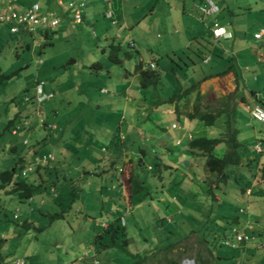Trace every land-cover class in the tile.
Listing matches in <instances>:
<instances>
[{"label": "rangeland", "instance_id": "1", "mask_svg": "<svg viewBox=\"0 0 264 264\" xmlns=\"http://www.w3.org/2000/svg\"><path fill=\"white\" fill-rule=\"evenodd\" d=\"M220 1V12L218 15L222 18L221 21L226 20L227 26H232L237 33V44L234 45V49L243 46L249 48L247 52H249V54L251 53V57H248L245 54L247 52H242L241 56H244V59L248 60V62H244V59L242 60L241 58L240 62H243H239L240 64L237 62L239 65L238 67L236 65L242 77L243 84L239 93L247 95L249 89L256 90L261 97L260 101H264V69L262 68L264 64L258 63L256 65V61H258L256 58L264 57V35L261 40H255L253 38L254 33L264 29V0ZM222 4L224 8H222ZM165 6L168 7V5ZM160 33L163 34L162 32ZM154 34L153 32V35ZM58 38L56 37V39H54V43L48 44L49 42L44 39V37L36 36L32 44L33 48L31 52H21L19 57H16L13 52V50H16L14 45L10 44L1 47L0 67L5 73H16L5 85L0 87V133L3 131L4 123L8 117L14 116L18 111L24 112L23 115L30 113V111L27 112L26 110V105H30V102L25 101V98H30L35 94L34 83L38 73H41L40 76L47 82L48 88L54 87L57 89V85H61L63 88L62 96L60 97L61 91L57 89L58 96L55 95L54 98L44 105L50 104L52 108L59 111L58 118H56L57 116L54 118L52 117L54 121H57V124L63 123L65 119L68 118L70 124L67 125L69 126L70 130H68L71 135L68 139L71 147L68 149L75 150L79 159L83 162L84 155L82 152L85 148H88V145H92L90 143L96 139L94 142L99 144L102 141V145L106 146L110 151L108 156L112 155L110 157H114L113 159L117 160L120 156L117 154L118 157L115 158L113 155L116 153L113 154L112 150L115 149L116 145H121V143H123L132 159L130 163L128 161L126 162V166L134 168L135 172L145 180L146 187L151 194H146L143 204L138 207V204H135L137 198L133 199L132 203L134 204L130 207L131 210L122 218L125 222L124 225L126 226L129 238V244L127 246L128 251L138 253L140 256H144V254L152 256L153 251L156 250L157 247L159 248L163 245L160 243L162 237L160 238L158 236V232H156L155 228L157 220L160 219L161 221H165V219L169 220V218L175 221L178 220V227L185 229L186 232L189 219L184 215L185 219H182V222H180V218H183V216L179 215L177 210L182 208L184 209L182 211L183 214H193L196 216L195 219L199 220H205L208 212L218 211L217 203L214 202L211 195L209 196V194H207L208 182H206V180L210 182L211 177L209 176L210 174L208 175L204 165L205 158L199 156L197 159H194L195 163L190 165L187 162L186 165L180 167L181 169H165L163 163L174 165L181 164V162L185 160V156L178 152H182L185 149H183V147H186V142H184L181 147H175V145L169 146L170 148L168 151H166L164 146H162L164 149L159 147V145L154 148L153 142L155 140L153 138L155 134L158 135V138H171V134H178L177 132H181L183 128L187 132L192 133L194 137H203L206 136V134L213 137L214 133H209L204 126H201V123L197 126L196 121L183 122V120H175V117L173 118L165 114L167 108L170 107V102H165L158 106L151 104L152 101H156L161 97L158 99L153 98L149 90H141L144 92L145 96H147L143 100V94L136 92L135 86L131 88V90L129 89L130 86H133V83L127 84L129 81L128 79L124 81L125 85L129 86L128 90L124 91L126 92L125 96H122L121 92H113L112 89H110V92L114 94H103L105 97L119 100L113 104L114 106H110L112 103L109 106L98 104L99 108L94 109V106L89 105V103H92V90H94L97 97L100 98L101 87L109 86H106V83L109 84L108 81L110 79H113L110 82V84L113 85L117 81L116 78L120 76L116 73H126L127 70H124V67H120L119 64L109 63L108 55L102 54L100 48L96 47L95 41H87V39L81 38H69L67 40L65 38ZM45 43L47 44L41 46L42 52L38 54L40 45ZM233 43L232 41L228 42V53H230ZM123 49L132 52L130 47ZM168 61V59L165 60L167 64L164 65V63H162L161 65L167 68L169 65ZM95 62H100L103 68L95 70L94 67L91 66ZM26 64L29 65L26 66ZM129 65H131V63L126 64V66ZM107 68L108 71H106ZM121 69L123 71H121ZM133 70L134 69H132V71ZM232 77V75H229L225 80L220 79L216 81L217 83L209 81L204 85L202 84L198 89V93L201 96L196 98V93H193L187 98V101L184 103L181 101L178 104V110L179 112H192L195 105H199L200 108L203 107L202 110H204L205 106H209L214 111L223 109V98H225L227 94H231V100H229L231 103L235 102L237 106L236 117L237 125L240 129V134L238 136L239 140L243 141L246 140V138H251L253 137L252 134L257 132L258 134H256V136L259 138L261 137L264 141V133L260 131V124L249 119L243 110V103L239 98V94L235 95L237 90L236 87L234 88L233 84L237 85V83L232 80ZM187 81L182 82L181 85H189L190 83ZM95 85L96 87L93 89ZM175 85L177 86V84ZM117 88L118 87H115V89ZM79 92L82 93L79 94ZM126 95H130L131 98L129 100L135 101L136 104L139 102L138 100H140L145 104L147 109L150 108L149 111L154 110V108L155 110L157 109V111H153L154 113L152 112L155 115H152L153 118H151L152 120H150V122L146 121L144 114L146 109H144L143 112V110H139L138 107H130V105L123 104V102L125 103ZM93 99H95V97H93ZM250 101L249 98L248 102ZM171 118H173V120H171ZM220 119H223V116H221ZM155 124L161 125L163 130H156V132H153ZM173 124L176 126L173 127ZM75 125V132H77V134L71 129ZM120 125L122 128H120ZM128 125L131 126L129 132L127 130ZM120 129L123 130V133H126V139L124 141L120 140L118 137ZM97 133L98 136L102 134L108 135H106V138L99 140V138L95 137ZM6 135L8 136L9 134ZM44 136L45 131H40L39 134L36 135V138L34 134H30L28 135V139L32 142L35 139H42ZM145 137H147V139H145ZM149 137L153 138L150 139ZM15 141L19 145L18 153L13 156L1 153L0 170L3 168L2 163L4 167L8 169L12 168L15 166V161L24 155L25 146L22 145V139L16 137ZM53 146H55V142L51 143L48 141L44 149L47 151L53 148ZM140 150H143L145 155L142 153L139 154ZM171 150L173 152H171ZM224 151V146L220 145L216 148L215 155L221 157ZM131 156H133V158ZM139 157L143 158L142 161L144 165L142 167L138 166ZM259 158L261 161H264V158L262 159L261 156H259ZM24 160H27V157H25ZM96 163H99V161H96ZM84 165L88 164L84 163ZM148 166L153 167V169L149 170ZM86 167L89 168L93 166ZM132 168L126 170L127 184L128 176ZM240 170L244 173V169L242 170V168H240ZM203 178L205 181H203ZM85 183L86 182L79 185L74 184V186L68 183L60 188V190L63 191L67 187L66 191H69L72 187L75 189L80 187L78 193L81 191V194L78 200L72 202L71 199L67 198L60 203H58L57 200L51 201L53 203L47 201L44 205H40L41 193H36L33 196L32 203L29 204V202H20L13 197L9 198L8 195L0 190V240H3L0 245V252L5 257V261L14 263L16 259H21L24 260V264H84V262L87 263V260L84 259V262H80L83 258L88 257L90 260V257H94L97 251L92 244L95 240V235L100 232V228L94 227L90 222L93 220L89 217L87 218L85 216L84 218V216H81L82 214L78 213L80 210L79 207L81 206V209L85 212L84 209L92 206L89 204V201L87 205L85 200H92L93 202L98 201V205L96 206L98 211H94L95 215L93 217L95 218V223L100 224V209L103 200H97L95 198L98 196L99 190L107 191V195H110L109 192H115H113L114 189L111 185L105 187L107 189L104 190V188H102V183H104V181H102V183L94 181L91 185L87 186ZM227 184V187L224 188L227 192H231L236 188L233 175H231ZM93 186L95 188H93ZM90 190L93 194L90 193ZM85 191L92 194L93 197L85 199ZM235 191L238 190L236 189ZM227 192L225 196L229 199ZM150 196H152L153 199L150 198ZM45 200H48V197L46 198L45 196L44 201ZM70 201L72 202L69 204L72 206L71 209L67 207ZM240 201V203H243V200ZM229 202H231V200L228 201L227 206L230 205ZM245 203H247L245 204V206H247L249 202ZM190 206L193 208L191 212L188 210ZM239 206L242 205L239 204ZM60 211L65 212V219L50 223L48 215ZM15 212L18 215L17 218L14 217ZM25 221H29V223L36 228L42 226V230L38 231L33 227L29 230L23 229L20 224ZM196 226L198 225L196 224ZM196 226H194V228H196ZM196 238L197 237L194 235L190 236L183 242L181 249L173 254L178 257L179 264H196L193 261V252L189 251L192 247L198 248L194 243ZM257 252L258 251L252 252V255H255L252 256V258H256ZM97 257V264H111V262L112 264H118L120 262L122 264H132L133 262L130 255L121 248L104 250L98 253ZM239 260L240 259H238V261ZM224 263L225 261H223V264ZM145 264H154V259L147 260Z\"/></svg>", "mask_w": 264, "mask_h": 264}, {"label": "crops", "instance_id": "2", "mask_svg": "<svg viewBox=\"0 0 264 264\" xmlns=\"http://www.w3.org/2000/svg\"><path fill=\"white\" fill-rule=\"evenodd\" d=\"M211 1L218 7V11L212 14L203 13L201 11V8L205 7L204 0H127L125 2H121L120 0H112L108 3H103L102 0H84L85 4L81 8L82 9V22L78 25L73 24L71 21L73 9H70L67 6L70 0H5L4 3H7L6 5L11 6L12 10L16 12H22L30 8L33 4H38L40 8L41 16L47 15L49 13H53L56 17H59L60 23L55 29L52 30V29H46L42 27V28H38L36 31L37 36H41L40 31L48 30V32H53L52 34L48 33V35H51V36L44 37V39H46L49 42L48 44L54 43V39H56V37L57 38L59 37L58 39L65 38L66 40L69 38L87 39V41H92V42L95 41L96 47L100 48V51L102 52V54L106 56L108 53L103 52V50L111 42L116 43V44L118 43L121 46V48L130 47L131 51L135 54V57H132L130 59H128L129 58L128 57L127 59H124L121 63L122 66H120V67H124V70L125 69L127 70L126 73L125 72L116 73L117 75H120V76L116 78L117 81L113 85L110 84V82L113 79L112 80L110 79L108 81L109 84L106 83V86L107 85L109 86L101 87L100 89L101 97L100 98H98L95 91L92 90V96L95 97V99H93L92 97L91 102L96 104L94 105V109H96V108H99L98 104L109 106L112 103V105L110 106H114L113 104L119 101L116 98H108V97L103 96V94H106V95L114 94L110 92V89H112L113 92L114 91L121 92V95L125 96L126 92L124 91H127L129 87L128 85L126 86L124 83L126 79L129 80L127 84L131 82L133 83V86L129 87L130 90L131 88L135 86L136 92H140L144 95V92L141 91L137 86V82H138L137 75H130L127 73V72H132V69H134L133 66H135V64L140 61H142L143 63V68H148V66L151 67L152 65H155L154 63L155 60H157L160 64L162 63H164V65L167 64L165 62V60L168 59L167 56H169L173 60H177L181 64L183 63V61L190 64L189 61L192 59L195 61V65L188 69L178 70V74L176 75L177 77L180 78L181 82H186L188 80L189 83H192L200 79L201 77L200 73H201V68H202L201 66L204 67L206 64L209 65L211 62V59L216 54L221 55V50H223V53L221 56L222 57L224 56L226 58L228 54L231 55L234 63L238 67L239 66L238 63L240 62L241 58L242 60L245 58L244 56H241V53L247 52L249 48L240 46L238 49H234L235 47L234 45L237 44L236 42L237 33L233 29L232 26H227L226 20L221 21L222 18H220L218 15L220 12L221 1L220 0H211ZM165 5H168V7H166ZM222 8H224L223 4H222ZM108 11L112 13V18L110 19L105 16V13ZM215 22L218 23L220 26L224 27L226 31L229 34H231L232 37L231 38L222 37V38L215 39L212 33V29H213ZM153 32L155 33L154 35H153ZM160 32H162L163 34H161ZM256 34H260L261 36L259 38H256L254 37ZM263 35H264V29H261L260 31H257L256 33H254L253 38L255 40H261ZM230 41L234 43H233L232 48L230 49V53H228L229 51L227 50V45H228V42ZM41 52L42 51H39L38 54H40ZM245 54L248 57H251V53L249 54V52H247ZM199 55H201L203 58L199 57ZM178 57H182L183 60L179 59ZM159 58H162V59L159 60ZM256 59L258 60L256 61V65L258 63L264 64V57H258ZM243 61L246 63L248 62V60H245V59ZM127 63H131V65H129L130 67L126 66ZM262 68L264 69V65L262 66ZM106 71H108V68ZM121 71L123 70L121 69ZM212 72H214V70ZM237 72L239 74V78H241L239 80L240 82L239 84L242 85V77L240 76V72L238 70ZM40 74L41 73H38L36 80H41L44 82V79L42 76H40ZM229 75H232L233 76L232 80L235 81L234 73H229L228 75H225L223 77H212L210 79H207L206 81L201 82L199 86H201L202 84L204 85L205 83L209 81L216 82L220 79L225 80V78H227V76ZM186 76L187 78L184 80ZM171 82L173 84V79H171ZM44 83H45V90L47 92L53 93L54 87L48 88L47 83L46 82ZM187 86H182V87H187ZM233 86L234 88L235 87L237 88L236 84L235 85L233 84ZM95 87L96 85L94 86L93 89H95ZM115 87H118V88L115 89ZM55 93H53L54 96L55 95L58 96V94L57 93L55 94ZM194 93H196V96H195L196 98H199L201 96L198 93V90ZM238 94L240 96L239 98L241 102L243 103V110L250 120L252 119L250 118L248 114L249 108H253L255 106H261L264 109V101H260L261 97L256 90L249 89V93L247 95H242L241 93H236L235 95H238ZM61 96H62V93H60V97ZM247 97L250 98L251 100L250 102H248L249 98ZM130 98H131L130 95H126L125 103L123 102V104L130 105V107H138V109L143 110V112H144V109H146V112L144 113L146 117V121L150 122V120H152L151 118H153L152 115H155L153 114L154 113L153 111H157V109L155 110L154 108V110L149 111L150 108L147 109L145 104L142 103L140 100H138L139 102L136 104L135 101H130L129 100ZM223 99H224L223 101L224 104H223V109L221 110H225L226 106L236 109L237 107L235 105L236 103L230 102L231 94H227L225 98ZM182 102L184 103V101ZM169 104H170V107L167 108V110L165 111V114H168L169 116L173 118L175 117V120H183V122L189 121L186 119L185 116H183L182 112H180L179 114L180 116L177 117V114L175 113V108H178L177 107L179 104L178 102H171ZM198 108L201 111L207 110L205 108L204 110H202L203 107L200 108V106H198ZM211 111H214V110L211 109ZM31 113L32 112L30 111L28 115H25V116L22 115L20 117V119L21 118L23 119L29 116L31 129L30 127H26L22 129L20 136L19 135L17 136L20 137L22 141L25 139L28 140V144L34 143L35 145L34 150L40 146L39 152L41 155L50 152V153H53V157H54L53 162H51L49 166L46 167L47 173L45 174L47 175L46 177L45 175H43V178L47 180L54 179L55 187L48 188V189H43V188L40 189L41 192H38V194L41 193L40 194V203H41L40 205L42 204L44 205V203H46L47 201L50 203H53L51 201H54V200H57V201L59 200V202H62L64 199H67L73 193H75V197H76L74 198V201L78 200L79 195L81 194V191L80 193H78V190H80V187H77L78 189H75L74 187H72L69 191H66L67 187L63 191L60 190L61 187H63L64 185H67L68 183L73 184L74 186V184L79 185V184H83L84 182H86L85 185L87 186V185H91L94 181L95 182L99 181L102 183V181H104L103 179L106 178V181L102 183V186L106 185V187H109L110 181H108L107 175L106 176L98 175L99 172H101V169H104L106 166L105 157H108V154H110L109 149L106 146L102 145L103 144L102 141L99 144H97L94 142V140L96 139H94L90 143L92 145H88V148L84 149V151L82 152V154L84 155V160L82 162L79 159L78 155L76 154L75 150L68 149L71 147L68 141V139L71 136L70 131H69L70 130L69 126L67 125V124H70L68 122V118H66L63 123L61 122L57 124V121H54V119L50 117V118H47V125H44L41 127L37 124L36 118H33L32 116H30ZM58 113L59 111H57V115H56L57 117L55 116L56 118H58ZM224 115L225 114L223 113L222 116L224 117ZM173 118H171V120H173ZM219 120L222 121V119L220 118ZM196 124L197 126L200 125L199 122H197ZM152 126L154 127L153 124ZM130 127L131 126L128 125V128H127L128 132L130 131ZM75 128H76V125L71 129H73L74 133L77 134V132H75ZM120 128H122L121 125H120ZM221 128L224 129L225 125L222 124ZM156 130L158 131L163 130V127L161 125L155 124V128H153V132L154 131L156 132ZM181 130H182L181 132H177L178 134H171V138L170 137L158 138L157 134H155L154 138L149 137L150 139L153 138L155 140V141L153 140L154 148L157 145H159V147L161 148L162 146H164V148H166V151H168L172 145L173 146L175 145V147L176 146L181 147L184 144V142H186L185 144L186 147H183V149L184 148L185 149L182 152L178 150L179 151L178 153L185 156V160H183L181 164L179 163L180 165L179 164L169 165L167 163L166 164L163 163V166H170L171 168L179 169L182 165H186L187 162L190 165H192V163H195L194 159L195 158L197 159V157H199L196 155H191L188 152L187 142L191 138H194V135L192 133L187 132L184 128ZM40 131L41 132L45 131L44 138L47 140V142L48 141L51 143L55 142V146H53V148L45 151L44 146L47 144V142L45 144H42L41 142L42 139H35L34 141L30 142V140L28 139V135L34 134L36 138V135L39 134ZM260 131L264 133V126H262V124H260ZM118 133H119L118 135L119 139L124 141L126 139V133H123V130L121 129L119 130ZM256 134L258 133L254 132L252 134L253 137H251L252 139L259 140L257 141L253 150L255 151L254 153L261 152L260 156L263 159L264 158V141L261 137L259 138L258 136H256ZM106 135L108 134H102L101 136H98V133H97L95 137L99 138V140H102L106 138ZM17 136L11 135V137L9 138L7 142L8 144L6 147L5 154L9 152L8 147L12 143H15L14 140L16 139ZM251 138L250 137L246 138V140H250ZM145 139H147V137H145ZM246 140H243L241 142H246ZM123 147L125 148V145L121 143V145H116L115 149L112 150L113 154L116 153L113 155L115 156V158L117 154L118 155L121 154L120 158L116 160V164L113 166V169L111 168V172H110L111 176H113V182L111 183V186L114 189L113 192L115 193L109 192V194L112 195L111 196V195H107V191H104V193H101V190H99L98 196L95 199L103 200L104 202L105 201L109 202L110 200H113L115 204L111 205L112 209L114 211L117 210L118 212H121V214L125 215L131 210L130 207L132 206V204H134L132 203V201L135 198L130 197L128 194L129 189L127 188L128 184H127V179H126V170L128 169L130 170L132 168V167L126 166L127 165L126 162L128 161L130 163L132 159L130 158V155L127 152V148L123 149V151L118 150V149H122ZM28 152L32 154V151H28ZM171 152L173 151L171 150ZM141 153L145 155L143 150H140L139 154ZM37 155H39V153ZM254 155L248 153L247 156L242 158L241 162L243 164L249 163V159H252V160L255 159ZM27 157L29 158V156ZM131 157L133 158V156ZM142 160L143 158L139 157L138 159L139 167H142L144 165ZM96 161H99V163H96ZM84 163L88 165H84ZM242 163L240 166H242ZM263 163L264 161H261L260 159V162H258L257 165L259 164L262 165ZM86 166H93V167L88 168ZM205 168L209 175V171L206 166ZM148 169L152 170L153 167L148 166ZM132 170H134V168H132ZM260 174L261 172L257 171V177L254 178V181L252 183V186H253L251 187L252 191L253 189H256V190L264 189V183L258 184V182L255 181L256 178L260 177ZM119 183L121 184V186L118 187L117 184ZM93 188L95 187L93 186ZM106 189L107 188H105V190ZM236 189L237 187L234 188L231 192H227V196L229 198L228 200H232V201L236 200L239 203L241 202L240 200H243V203H241L243 207L241 208L242 211L240 213L244 215L243 216V219H244L243 224L245 226L244 228L247 229L248 231H252L251 235L253 236L250 238L248 237L249 240H246V241L247 242L252 241L253 243L258 242V241L263 242L264 241V201H263L264 197L259 198L256 195H252L250 193L247 194L248 191L251 192L250 188L246 190L245 194H242L239 191H235ZM53 190L55 192L54 196L51 192ZM84 193L86 195L85 199L87 198L90 199L91 197H93L92 195L93 193L91 190H90V193L92 194L87 193V191H85ZM45 196L46 198L48 197V200L44 201ZM145 196H139L137 198V202L135 203V204H138L137 207L143 204ZM8 197L10 198V196ZM150 198L153 199L152 196H150ZM32 200L33 198L31 199V201L28 200L27 202L31 204ZM245 202H249L247 206H245V204H247ZM89 204H91L92 206L84 209L85 212H83L80 206L79 207L80 210L78 213L82 214L83 212V214L87 218L93 217L95 215L94 211H98L96 207L98 205V201L93 202L92 200H90ZM87 205H88V201H87ZM190 209L192 210L193 208H191L190 206L188 210ZM183 210L184 209L181 208L178 211H183ZM90 222L94 227H97V228H102L103 227L102 225H104L103 224L104 222H102V224L101 223L97 224L93 221H90ZM241 247L243 248V252H241V255L243 253L249 252V249L245 247L244 245H241ZM260 247L261 245H258L257 247L258 252L256 253V258L255 257L252 258V256H255V255H251L249 259H246L244 256V258H241V259L239 258L240 260L238 261L239 262L238 264H261V263L264 264V257H263L264 250L259 249ZM84 259L87 260V263L84 262ZM93 260H94V257H90V260L88 259V257H86V258H83L80 262H84V264H88V263L92 264Z\"/></svg>", "mask_w": 264, "mask_h": 264}, {"label": "trees", "instance_id": "3", "mask_svg": "<svg viewBox=\"0 0 264 264\" xmlns=\"http://www.w3.org/2000/svg\"><path fill=\"white\" fill-rule=\"evenodd\" d=\"M11 26L12 24L9 23L0 24V49L4 45L12 44L16 49L13 50L16 57H19L21 55V52H31L33 48L32 44L37 34L27 31L25 27H20L19 33L13 34L10 32ZM48 33L52 34L53 32H48V30L40 31V35L42 37L51 36L48 35ZM46 44L47 43L40 45V51L41 46H44ZM103 52L108 53L107 55L109 63L119 64V66H122L121 63L124 59H127L128 57V59L135 57V54L133 52L125 51L118 43L116 44L112 42L109 43L106 48H104ZM222 53L223 50H221V55ZM221 55L216 54L211 59L209 65L206 64V67L201 66L202 68L200 79L190 83L185 88L182 87V82L176 75L178 74V70H184L193 67L195 65V61L192 59L189 61L190 64L185 61H183V63L181 64L177 60H173L172 58L167 56L170 63L167 68H164V66H162L157 60L154 61L155 65H152V67L143 68V63L142 61H140L135 64L134 70L132 72L127 73L130 75H137V86L140 90H149V92L152 93L151 95L153 98L158 99L161 97L160 99L162 100L158 99L156 101H152L151 104L155 106L161 105L165 102H185L192 93L198 90L199 84L201 82H204L212 77H223L225 75H228L229 73H234L235 82L237 83V92L235 93H239L242 89L243 84H239V80L241 78H239L236 64L234 63L231 55L228 54L226 58L224 56L222 57ZM199 57L202 56L199 55ZM178 58L183 60L182 57ZM28 65L29 64H26V66ZM91 66L94 67L95 70H100L101 68H103V65L100 62H95ZM211 70H214V72H212ZM15 73L16 72L5 73L0 67V87L5 85V83L9 81ZM186 78L187 76L184 78V80ZM171 79H173V84L171 82ZM175 84H177V86ZM57 86V89H59L62 93L63 88L61 87V85ZM57 89L54 88L53 93H58ZM80 93L82 92H79V94ZM142 97L144 100L147 96H145L144 94ZM28 101L30 102V105L25 104L26 106H28L26 110L27 112H32L36 107L34 96H31ZM89 105L94 106L96 104L89 103ZM198 106L195 105L192 112H182L183 116H185L189 121L194 120L201 123V126H204L209 133L212 134L214 132V136L210 137L209 134H206V136L203 137L191 138L187 142V147L189 154L202 156L205 158V166L207 167L210 174L209 176L211 177L210 182L206 180V182H208L207 194H209V196L211 195L214 202L217 203L216 205L218 207V211L208 212L205 220H199L195 219L196 216L193 214L186 215L183 214L182 211L179 212L177 210L179 215L183 216V218H180V222H182V219H185L184 215L189 219V224L188 228H186V232L185 229L178 227V220L175 221L171 218H169V220L165 219V221H161L160 219L157 220L155 228L156 232H158V236L160 238L162 237L160 243H162L163 245L162 247H157L156 250L153 251L152 256H148L146 254H144V256H140V254L138 253H132L128 251L127 246L129 244V238L125 225L121 223V212L112 211L111 205L115 204V202L113 200H110L109 202L103 201L100 209V223H106L107 227L100 228L99 234L95 235L93 245L95 246L97 254L111 248H121L122 250L126 251V253L133 259L132 264H145L147 260L150 259H154V264H179L178 257L173 254L175 252H178L181 249V245L183 244V242L193 235L197 237L194 243L198 248L196 249V247H192L189 249V251L193 252V259L196 264H223V261H225L224 264H238L239 258L241 259L245 256L246 259H249V257L253 254V251H258V245H261L259 249L264 250V241L253 243L252 241L247 242L246 240H243L240 242L237 240L238 234H244V236L247 237V240H249L250 237H253L251 235L252 231H248L244 228V215L240 213L243 206H239V204H242L236 200H231L232 202H229L230 205L227 206L229 200L225 196L227 190L224 189L225 187H227L229 178L231 177V175H233L237 190L240 193L245 194L246 190L250 188V194L256 195L259 198L264 197V189H253L252 191L251 188L253 187L252 183L254 181V178L257 177V171H260L261 174L260 177L256 178L255 181H257L258 184L264 183V163L262 165H257L258 162H260L259 156L261 155V152L254 153L255 151L253 150L257 141L259 140L252 138L250 140H246V142H241L239 140L238 136L240 133V129L237 125L236 109L226 106L225 110L218 109L216 111H211L209 106H206L205 109L207 110L201 111ZM45 112L47 118H54L57 115V110L52 108L50 104H46ZM175 113L177 114V117L180 116L178 108H175ZM223 113L225 115L221 121L219 120V118ZM23 114L24 112L18 111L12 118L8 117L6 119L3 126V131L0 133V144L3 147V149L0 151V154H5L8 144L7 142L11 137V127H13L17 123V121ZM254 121L258 124L264 125V122L256 120ZM222 124L225 125L224 129L221 128ZM6 134L9 135L7 136ZM41 142L42 144H45L47 140L45 138H42ZM220 145L224 146L225 151L221 157H217L215 155V151L216 148ZM34 147V143L26 146L25 153L23 155L24 157L22 156L17 161H15L14 167L8 169L4 167L2 163L3 168L0 170V190H2L4 194L10 196V198L14 197L20 202H27L36 193L41 192V188L48 189L55 187L54 179L47 180L43 178V175H45V177L47 175L45 174L47 173L46 167H37L34 173H32L25 179L16 178L15 171L18 168H22L27 163H29L31 156H35L38 153L40 154V146L38 147L39 149L37 148L35 150ZM8 150L9 152H7V154L5 155L13 156L18 153L19 145L15 141V143H12L8 147ZM28 151H32V154ZM248 153L253 155L255 154V159H249V163L243 164L241 162L242 158L247 156ZM27 156H29V158ZM25 157H27L28 159L24 160ZM117 157L118 155H116V158ZM113 158L109 156L105 157L106 166L104 169H101V172H99L98 174L99 176L107 175V179L108 181H110V185L113 182V176H111L110 173L111 168L113 169V166L116 164V160ZM241 163L242 166H240ZM164 168L168 170L176 169L171 168L170 166H164ZM240 168H242V170L244 169V173L241 172ZM103 180L106 181V178H104ZM117 186L119 187L121 186V184L119 183L117 184ZM105 187L106 185L102 186L104 190ZM127 188L129 189V196L134 198L145 196L147 193H151L146 187L145 180L142 179L139 174H137V172H134V170H131L128 177ZM101 193H104V191L101 190ZM68 198L73 202L74 198H76L75 193L70 195ZM87 201L85 200V202ZM72 202H68L67 207L69 209H71L72 207L71 205H69ZM58 203H60L59 200ZM192 210L190 209L189 211L191 212ZM48 216L49 222L53 223L55 221L65 219V212H55ZM81 216H84L85 218V215L83 213ZM90 219L95 222L94 217H90ZM196 224L198 226H196ZM20 226L25 230H29L31 227L38 231L42 230V226H38L36 228L28 221L22 222ZM194 226H196V228H194ZM2 242L3 240H0V245ZM241 245L247 247L249 249V252L243 253L241 255V252H243V248L241 247ZM0 264L12 263H8L7 261H5V257L0 252ZM118 264L122 263L120 262Z\"/></svg>", "mask_w": 264, "mask_h": 264}, {"label": "built area", "instance_id": "4", "mask_svg": "<svg viewBox=\"0 0 264 264\" xmlns=\"http://www.w3.org/2000/svg\"><path fill=\"white\" fill-rule=\"evenodd\" d=\"M5 0H0V24L9 23L12 24L10 27L11 33H19L20 27H25L27 31L36 33L38 28H46V29H55L60 20L53 13H49L47 15L40 14V8L38 4H33L27 10L22 12H16L12 10L11 6L6 5L4 3ZM103 3H108L112 0H102ZM121 2H125L127 0H120ZM205 7L201 8L203 13L212 14L218 11V7L211 0H204ZM84 0H70L67 6L70 9H73V14L71 16V21L73 24H80L82 22V7L84 6ZM4 5V6H3ZM107 18H112V13L110 11L105 13ZM213 36L215 39L218 38H230L231 35L226 31V29L220 26L218 23H215L212 29ZM255 37H260V34L255 35ZM42 86L43 83L37 85V94L38 102H42L44 99L49 98L51 95L42 94ZM251 116L257 120L264 122V112L256 107L250 112ZM37 116L42 117L40 111H37ZM53 160V154L48 153L43 156H38L34 159V162L31 164L28 170H31L33 166L37 164H47L49 161ZM244 236L242 234L237 235V240L242 241ZM229 244V243H227Z\"/></svg>", "mask_w": 264, "mask_h": 264}, {"label": "clouds", "instance_id": "5", "mask_svg": "<svg viewBox=\"0 0 264 264\" xmlns=\"http://www.w3.org/2000/svg\"><path fill=\"white\" fill-rule=\"evenodd\" d=\"M78 25V24H77ZM231 35V34H230ZM261 36V35H260ZM232 37V36H231ZM230 37V38H231ZM256 38H259V37H256ZM150 66H148V68H149ZM152 67V66H151ZM40 83H43V86H42V94H45V95H51L49 98H47V99H44L42 102H38L37 101V98H38V94H37V85L38 84H40ZM35 85H34V91H35V94L33 95L34 96V100H35V102H36V107H35V109L32 111V113L30 114V116H32L33 118H36V120H37V124L39 125V126H44V125H47V116H46V112H45V103L46 102H48V101H50L52 98H54V94L52 93V92H47L46 90H45V83L43 82V81H41V80H35V83H34ZM28 100H29V98H25V101H27L28 102ZM256 107H258V108H260L263 112H264V109L261 107V106H255V107H253V108H249L248 109V114H249V116H250V118L252 119V120H255L252 116H251V114H250V112L253 110V109H255ZM37 111H40V113L42 114V117H39V116H37ZM13 117V116H12ZM12 117H10V118H12ZM257 121V120H256ZM262 122V121H261ZM176 125L175 124H173V127H175ZM26 127H30V119H29V116L28 117H26V118H21V119H19L18 121H17V123L13 126V127H11V131H10V133H11V135H13V136H17V135H20V133H21V131H22V129H24V128H26ZM179 127V126H178ZM30 129H31V127H30ZM18 137V136H17ZM22 145L23 146H28L29 144H28V140H23L22 141ZM3 149V147H2V145L0 144V151ZM123 149H125L124 147L122 148V151H123ZM118 150H121V149H118ZM50 153V152H49ZM46 154H48V153H46ZM53 154V153H52ZM43 155H45V154H42V155H35V156H33L30 160H29V163H27L24 167H22V168H18L16 171H15V176H16V178H21V179H25V178H27L28 176H30L32 173H34V171L36 170V168L37 167H47V166H49V164L51 163V162H53V160H54V157H53V160H51V161H49L47 164H37V165H35V166H33L32 167V169L31 170H28L29 169V167H31V164L34 162V159L36 158V157H38V156H43ZM121 155V154H120ZM52 192V194H53V196H54V190L53 191H51ZM250 193V191H248V193L247 194H249ZM33 198V197H32ZM32 198H30L29 200L31 201V199ZM112 211L114 212V210L112 209ZM117 211V210H116ZM118 212V211H117ZM122 215V217L124 216V214H121ZM17 213L15 212V214H14V217L15 218H17ZM121 217V223L124 225V220H123V218ZM102 224V223H101ZM104 225H102L103 227L102 228H106L107 227V224L106 223H103ZM126 227V226H125ZM238 233H242V232H238ZM243 236H244V234H242ZM243 240H247V237H245L244 236V239ZM242 240V241H243ZM241 242V241H240ZM96 258V259H95ZM97 254L94 256V260L92 261V264H97L98 262H97ZM194 261V260H193ZM94 262V263H93ZM195 262V261H194ZM12 264H24V260H21V259H16L15 261H14V263H12Z\"/></svg>", "mask_w": 264, "mask_h": 264}]
</instances>
